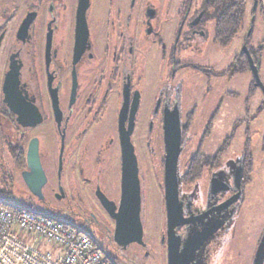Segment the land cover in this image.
<instances>
[{
	"label": "flooded vegetation",
	"instance_id": "1",
	"mask_svg": "<svg viewBox=\"0 0 264 264\" xmlns=\"http://www.w3.org/2000/svg\"><path fill=\"white\" fill-rule=\"evenodd\" d=\"M135 2L117 0L118 5L113 9L110 1L104 8L103 18L98 19L91 12L93 0H90L85 14L88 36L80 46H76L77 0H22V17L17 28L26 16H31V21L22 40L16 37V28L13 39L6 46L4 38L10 19L0 25V33L4 32L0 43V91L2 93L5 74L13 67L19 68L22 121L24 124L28 121L25 109L29 107H35L41 116L35 125L22 124L24 204L31 208L44 206L50 212L51 208L66 209L71 220L67 222L82 230L87 228L85 231L98 242L110 264H146L135 250L139 246L144 249L143 257L149 255L143 239L142 208L143 190L152 188L156 198L149 202L158 207L150 214V220L162 223L159 231L153 229V236L159 239L157 243L163 248L167 264L164 119L175 109L181 138L176 167L180 218L174 234L179 237V253H185V258L192 253L188 264H202L204 247L217 242L220 228L226 227L227 240L233 244L242 237V229L250 232L258 222L254 215L243 216L240 212L245 202V186L251 182L253 173L246 181L243 168L246 139L238 161L230 162L222 155L228 145L226 140L216 151L204 149L209 122L192 148L187 136L189 126L182 120L177 103H172L169 98L156 102L155 95L150 102L145 100L138 83L146 61L151 57L150 45L155 41L148 40V46L138 45V41L144 43L145 36L159 31L151 23L150 16L156 15L152 4H146L141 13H137L140 11H133ZM253 4L256 6L255 2ZM159 29L162 32L163 27ZM140 30L144 37L138 39ZM202 36V31L193 29L186 37L202 39ZM157 43L158 48L164 47L163 39ZM258 43L260 46L262 42ZM142 46H146L144 53ZM2 99L3 93L1 102L9 110ZM10 113L15 118L9 110V116ZM120 121L125 130L131 123L129 139L136 156L140 183L143 244L115 239L116 214L122 195ZM39 126L44 127L42 131L30 133V129ZM34 138L45 177L40 188L37 187L38 180H32L27 159L28 146ZM251 143L250 139V146ZM259 150L264 152V136ZM251 154L253 161L255 154ZM178 168H182V172L179 173ZM101 194L113 203V215L102 204ZM235 195L234 202H240L237 212L229 211L234 202L220 208L221 203ZM59 202L64 206L55 204ZM263 234L264 228L249 264L255 259ZM227 250L234 256L230 247Z\"/></svg>",
	"mask_w": 264,
	"mask_h": 264
},
{
	"label": "rangeland",
	"instance_id": "2",
	"mask_svg": "<svg viewBox=\"0 0 264 264\" xmlns=\"http://www.w3.org/2000/svg\"><path fill=\"white\" fill-rule=\"evenodd\" d=\"M110 1L114 9L118 5L117 0H93V16L102 19L104 8L109 6ZM203 2L204 0H136L133 11H140L137 13H141V8L146 4H152L156 15L150 16L151 23L159 31L149 37L145 36L142 40L144 43L138 41V45L146 46L148 40L155 41L150 45L151 57L146 61L138 85L148 102L155 95L156 102L169 98L172 103H177L182 120H186L189 126L187 136L192 148L199 142L210 122L204 149L216 151L226 140L228 145L222 155L230 162H235L243 150L244 140L250 136L251 152L255 154V160L253 159L251 182L245 186V202L241 205L240 212L243 216L254 215L258 222L250 232L242 229V237L233 244L228 242L226 227L223 226L217 232V242L212 246L206 245L201 257L202 264H249L264 228V152L259 150L264 136V93L255 85L252 72L241 69L244 59L240 50L246 43L249 48L258 52V42H262L258 75L264 84V0H246L243 26L226 46L213 40L216 13L210 9L204 10L201 7ZM254 2L257 3L255 11L252 9ZM20 17L22 0H0V25L10 19L4 38L5 46L13 39ZM251 19L254 22L250 30ZM160 27H163V34ZM193 29L203 32L202 39L186 37ZM140 31L138 39L144 37L143 31ZM161 39L164 40V47L158 48L157 41ZM146 46H142V53ZM1 98L0 91V188L11 193L14 203L23 204L22 165H17L12 154L16 145L20 144L22 148V126L17 124L12 113L8 115L9 110L2 104ZM43 128L33 127L30 133L36 134ZM178 172H182V168H178ZM143 194V239L149 255L143 257L144 249L139 246L135 252L146 264H165L163 248L157 243L159 239L153 236V229L159 231L162 223L150 220V214L158 206L149 201L156 198V193L147 187ZM55 204L64 206L62 202ZM39 207L52 216L71 221L66 209L58 211L51 208L50 212L44 206ZM239 208L240 202L236 201L229 211L232 209L237 212ZM228 247L232 249L234 256L228 253ZM40 248L44 250L52 246L44 245Z\"/></svg>",
	"mask_w": 264,
	"mask_h": 264
},
{
	"label": "water",
	"instance_id": "3",
	"mask_svg": "<svg viewBox=\"0 0 264 264\" xmlns=\"http://www.w3.org/2000/svg\"><path fill=\"white\" fill-rule=\"evenodd\" d=\"M90 0H77L76 8V46L87 39L88 28L86 23V10L89 6ZM256 3V2H255ZM255 6V5H254ZM197 20V19H196ZM31 16H26L19 24L16 37L22 40V35L27 31ZM4 32L0 33V43ZM247 56L250 71L254 77L255 85L258 86L264 93V84L258 75L257 65L253 62L247 46L244 44L241 49ZM19 68L13 67L5 74L2 84L3 103L6 104L11 112L15 114L16 122L23 125H35L41 120L40 113L34 107L25 109L29 117L26 124L22 121V95L19 91ZM125 110V108H124ZM32 112V115H31ZM168 114V115H167ZM164 119V142H165V197L167 207V232H168V262L167 264H188L192 259V253L186 255L179 253V244L175 237L174 227L180 218V205L177 193V177L176 167L180 152V122L178 112L174 109L167 113ZM131 130V123L128 129L125 130L120 121V137L122 145V195L118 212L116 214V233L115 239L125 242L137 241L143 244L142 235L143 228L140 217V183L137 173V161L134 154L133 146L129 139ZM28 165L31 167L33 174L32 180H38L37 187L40 188L44 183L45 177L38 158V146L36 139H32L27 151ZM238 175V173H237ZM239 180V177H237ZM31 187V181L28 180ZM36 191V190H35ZM100 199L105 208L114 214V205L108 201L102 194ZM237 199V195L232 196L229 200L220 204V208L227 207L230 203ZM185 252V251H183ZM264 260V234L257 246L255 259L252 264H262Z\"/></svg>",
	"mask_w": 264,
	"mask_h": 264
},
{
	"label": "built area",
	"instance_id": "4",
	"mask_svg": "<svg viewBox=\"0 0 264 264\" xmlns=\"http://www.w3.org/2000/svg\"><path fill=\"white\" fill-rule=\"evenodd\" d=\"M51 245L52 248L41 249ZM0 264H110L89 232L0 200Z\"/></svg>",
	"mask_w": 264,
	"mask_h": 264
},
{
	"label": "trees",
	"instance_id": "5",
	"mask_svg": "<svg viewBox=\"0 0 264 264\" xmlns=\"http://www.w3.org/2000/svg\"><path fill=\"white\" fill-rule=\"evenodd\" d=\"M245 4H246V0H204L201 7L204 10L210 9V10L215 11L216 13L213 40L217 42L219 45L221 46L228 45L233 40V38L237 35L238 31L242 28L244 14H245ZM255 10L256 9H254L253 11ZM253 22H254V19L253 20L251 19L250 27H249L250 30H251ZM248 49L250 51V55L253 59V62L257 65V68L259 69V65H260L259 60L262 59L261 57V51L263 50L262 44L258 47V52L252 50V48H249V47ZM240 53L244 59L243 60L244 65H242L241 69L250 70L247 56L244 54L242 50H240ZM244 152L246 154V156L243 159L244 161L243 168H244V173H245L244 177H246V181H248L249 176H251V173L253 172V161H252V154H251V149H250V136L249 135L246 137V144H245ZM12 154L14 155L16 159L17 165L21 166L22 165V148L20 144L16 145V147L13 149ZM10 194L11 193L5 191L4 188H0V200L2 202L8 205L21 206L24 208L34 209L40 212L50 214L49 212L44 211L40 207L31 208L25 205L24 203L23 204L14 203L15 199L11 198Z\"/></svg>",
	"mask_w": 264,
	"mask_h": 264
}]
</instances>
